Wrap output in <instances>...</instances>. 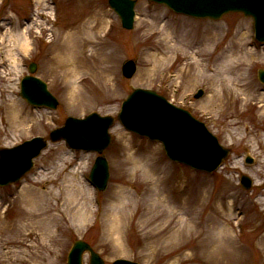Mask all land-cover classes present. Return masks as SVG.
Listing matches in <instances>:
<instances>
[{
  "label": "rangeland",
  "instance_id": "rangeland-1",
  "mask_svg": "<svg viewBox=\"0 0 264 264\" xmlns=\"http://www.w3.org/2000/svg\"><path fill=\"white\" fill-rule=\"evenodd\" d=\"M136 2L127 30L108 0H0V148L35 136L49 143L21 181L0 187V264H67L79 238L105 264H264V43L253 19H196ZM129 59L132 78L122 73ZM31 62L56 109L20 96ZM139 87L203 121L230 149L222 166L205 173L173 162L161 143L125 129L117 116ZM213 96L221 101L210 107ZM91 112L115 118L104 191L89 182L98 153L49 140L68 117Z\"/></svg>",
  "mask_w": 264,
  "mask_h": 264
},
{
  "label": "water",
  "instance_id": "water-1",
  "mask_svg": "<svg viewBox=\"0 0 264 264\" xmlns=\"http://www.w3.org/2000/svg\"><path fill=\"white\" fill-rule=\"evenodd\" d=\"M163 3L176 13L197 18L219 19L229 12H242L254 19L255 36L264 41V0H154ZM125 28L134 25L136 0H109ZM36 64L30 65V72L21 80L20 95L28 103L48 108H56L57 98L49 91L47 83L33 75ZM136 72L133 60L123 65V73L130 78ZM258 77L264 83V68L258 70ZM199 90L196 97H201ZM124 127L151 140L163 144L166 155L175 162L184 163L194 169L206 172L215 171L229 155L230 149L223 147L206 124L195 118L190 111L178 107L156 91L136 88L122 102L118 114ZM114 118L93 112L84 118L68 117L63 126L50 133V140H65L67 145L77 150L102 153L111 143L110 128ZM48 146V141L36 136L23 143L0 148V186L18 182L33 166L34 158ZM246 162H253L247 156ZM109 178L108 161L98 156L90 172V182L104 190ZM242 185L249 189L252 180L243 175ZM85 253L90 255L91 264H104V259L86 241L79 239L68 254V264H83ZM113 264H138L127 259H117Z\"/></svg>",
  "mask_w": 264,
  "mask_h": 264
},
{
  "label": "bare ground",
  "instance_id": "bare-ground-1",
  "mask_svg": "<svg viewBox=\"0 0 264 264\" xmlns=\"http://www.w3.org/2000/svg\"><path fill=\"white\" fill-rule=\"evenodd\" d=\"M20 45H23V46H26L27 44H28V42H27V40L25 39V38H23L21 41H20ZM236 50H238V49H236V48H233V51H234V54L236 55ZM241 60V59H240ZM71 62H73L72 60H71ZM237 64H238V61H237ZM235 68H237V65L235 66ZM243 71V70H242ZM242 74H243V72H242ZM245 86V88H249V86L248 85H246V84H244ZM210 101H211V103H210V107H212V106H214V105H216L215 104V102L216 101H221V97L220 96H213L211 99H210ZM13 108V107H12ZM14 117H16L18 120H19V122H23V120L21 119V114H20V112H19V110L17 111H15V115H14Z\"/></svg>",
  "mask_w": 264,
  "mask_h": 264
}]
</instances>
